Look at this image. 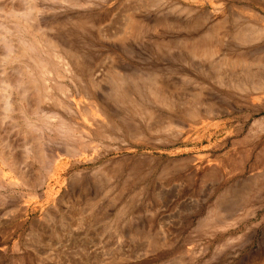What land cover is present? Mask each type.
Segmentation results:
<instances>
[{"label":"rangeland","instance_id":"1","mask_svg":"<svg viewBox=\"0 0 264 264\" xmlns=\"http://www.w3.org/2000/svg\"><path fill=\"white\" fill-rule=\"evenodd\" d=\"M250 2L0 0V23L26 29L12 13L34 7L28 29L43 28V42L51 37L81 47L87 63L80 95L71 73L59 80L66 93L47 80L74 114L53 103L42 107L65 113L76 131L86 133L83 143H72L81 158L65 154L68 142L46 128L39 110L31 112L37 89L28 61L7 67L8 79L19 86L12 88L15 109L5 124L0 114V152L9 157L7 145L20 151L34 145L48 155L47 169L51 160L57 165L47 172L33 163L27 185L0 154V264H264V90L242 87L252 82L246 72L264 80V66L211 67L193 59L184 44L200 30L161 24H189L209 8L232 33L251 20ZM175 5L188 11L181 14ZM78 19L85 22L82 33ZM225 48L216 60L223 52L237 55ZM16 50L15 56L23 55L21 46ZM109 69L166 78L177 109L153 107L158 122L170 118L177 129L154 133L138 120L111 126L104 117L95 127L83 109L97 113ZM92 81L101 82V91L90 88ZM190 103H197L198 119L187 115ZM116 109L110 112L119 117L122 109Z\"/></svg>","mask_w":264,"mask_h":264},{"label":"bare ground","instance_id":"2","mask_svg":"<svg viewBox=\"0 0 264 264\" xmlns=\"http://www.w3.org/2000/svg\"><path fill=\"white\" fill-rule=\"evenodd\" d=\"M261 1L264 3V0ZM262 3L259 4L256 0H251L250 5L254 8L255 6L262 7L264 6ZM251 7L250 10L248 9L251 20L248 21L244 27L237 28V30L232 33L224 32L227 27V20L225 18L221 20H213V11L209 8H204L205 11L202 13V17L196 18L189 24L185 23L184 25H178L174 24V22H170L169 19H163L161 24L165 27L180 26L192 31L200 30L197 38H186L184 40L186 43L184 44H186L187 47H190L189 54L193 59L199 58L212 62L213 66L210 65L211 67L235 68L238 66H264V10L259 8L260 11H258ZM174 8L181 10V14L188 11L186 7L180 5H175ZM34 11L35 8L29 6L23 13H12V15L22 19V21L26 23V29L21 27L20 24H16L15 27L9 28V26L0 23V114L3 121L2 123L10 119V115L14 112L15 101L12 97V88L19 86L18 83H14L8 79L7 67L9 64L19 60L28 61L29 64H25L28 73L27 75L31 77L30 80L37 89L36 104L34 105L32 104L33 102H29V106H32L31 112H38L36 110H39L37 116L40 115V118H42L45 122L46 128L55 131L59 136L68 142L65 146V154L70 157L81 158L83 155L82 150L73 146L72 143L76 141L83 143L86 133L81 130L76 131L71 118L66 117L64 115L65 113L60 114L55 111L46 112L42 109V107L53 103L55 106L63 108L64 112L68 111L69 113L72 112L74 114V111L71 110L70 106L62 102L54 95L52 89L47 84V80L54 79L60 93H66V90H69L68 87H65L62 81L60 82L59 80L69 76L71 73L74 75V79L76 80V93L77 95H80V91L84 89L85 84L84 77L87 68L85 59L86 52H84L85 50L83 51L81 47L75 49L68 47L64 42L60 45L51 37H47L43 42L40 38V35L44 31L43 28L38 26L35 29L29 30L27 27L29 26L27 24L30 23V19L32 18ZM262 12L263 15L261 14ZM128 21L129 23L126 26L130 29V31H128L130 33L134 29L130 22L133 21V19L130 20L129 17ZM76 26L79 33H82L85 27L83 19H78L76 21ZM15 33H17V38L13 40L12 36L15 35ZM79 36H81V34ZM16 45L22 47V56H15V53H17ZM224 47H228L231 51H235L237 55L235 56L227 52H223L219 55V57L217 56L218 60H216L215 54L218 52L217 50H223ZM53 71H56V77ZM107 74L105 77H108L106 83L109 86L107 89L108 91L106 92L107 96L103 93L105 97L103 96L102 102L100 103L99 101L94 105L97 113L95 114L94 112L89 110L85 111L83 109L86 117L95 125V127L101 125V120H99V118L104 117L111 126H118V120L120 123L138 120L147 126L150 132L154 133L173 132L177 129L175 127V123L170 118L158 122L157 118L159 116L153 107L160 106L171 110L177 109L175 99L172 97L170 91L166 87V84L163 82L166 81V78L162 81L156 74L152 73L129 74L121 73L113 69ZM246 77L250 78L252 82L250 85H248V83H244L242 85L244 90H248L249 88L254 91L264 90V80H256L255 75L250 72H246ZM96 84V82L94 83L92 81L89 83V86L90 88L96 90L99 89L101 91V82L97 85ZM27 92L28 90L24 89L23 96H27ZM23 98L27 99L26 97ZM116 107L122 109V114H119V117L117 116V113L119 112ZM112 108L116 110L117 113L115 112V114H111L110 111H113ZM186 113L190 118L198 119L200 113L197 111V103H190V107ZM206 113H210V111L207 110ZM31 123H33V121ZM34 128L36 131L38 130L36 127ZM114 129L116 128L114 127ZM141 136H143V134ZM7 146L6 148L11 155L7 157L6 155L4 156L6 152H0L2 155L1 159L13 173L20 175L24 184H27L26 179H29L30 176L33 178V163L41 165V170L45 169L48 172L50 168L52 171H55L57 163L54 162L55 160L49 161L52 163L47 169L48 164L46 165V161L48 160V155L45 154L41 148L36 146L33 147L34 145H25L20 151L17 147L14 148L9 147V145ZM44 180L40 183L41 185H44ZM217 213L216 215H218ZM81 221L82 220H80V222ZM80 222L79 224H81Z\"/></svg>","mask_w":264,"mask_h":264}]
</instances>
